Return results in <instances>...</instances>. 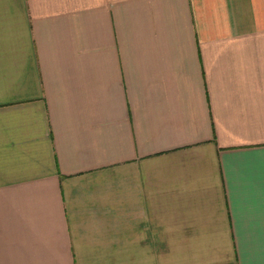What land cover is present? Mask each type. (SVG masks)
<instances>
[{"label":"crops","instance_id":"obj_1","mask_svg":"<svg viewBox=\"0 0 264 264\" xmlns=\"http://www.w3.org/2000/svg\"><path fill=\"white\" fill-rule=\"evenodd\" d=\"M0 264H264V0H0Z\"/></svg>","mask_w":264,"mask_h":264}]
</instances>
